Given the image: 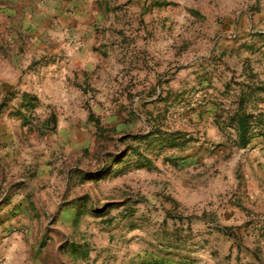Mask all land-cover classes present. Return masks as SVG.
<instances>
[{"label": "rangeland", "instance_id": "374dc122", "mask_svg": "<svg viewBox=\"0 0 264 264\" xmlns=\"http://www.w3.org/2000/svg\"><path fill=\"white\" fill-rule=\"evenodd\" d=\"M0 264H264V0H0Z\"/></svg>", "mask_w": 264, "mask_h": 264}, {"label": "trees", "instance_id": "16d2710c", "mask_svg": "<svg viewBox=\"0 0 264 264\" xmlns=\"http://www.w3.org/2000/svg\"><path fill=\"white\" fill-rule=\"evenodd\" d=\"M239 123L242 130L246 129V121L243 118L240 120Z\"/></svg>", "mask_w": 264, "mask_h": 264}]
</instances>
